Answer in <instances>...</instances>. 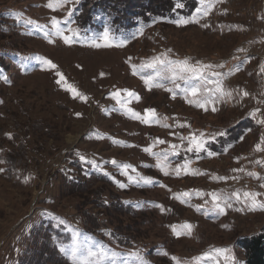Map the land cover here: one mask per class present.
<instances>
[{"label": "rangeland", "instance_id": "374dc122", "mask_svg": "<svg viewBox=\"0 0 264 264\" xmlns=\"http://www.w3.org/2000/svg\"><path fill=\"white\" fill-rule=\"evenodd\" d=\"M97 1L71 0L54 4L53 10L48 0H0V264H71L61 249L74 245L103 251L96 258L99 264L113 258L117 264H176L173 256L179 264H246L239 240L264 229V209L250 210L243 200L233 199V206L219 214L211 210L207 193L227 197L252 191L264 203V151L255 149L264 136V125L256 122L264 118V0H218L208 15L187 25L172 21L192 18L199 0L193 6L179 1L184 5L180 9L178 0H157L172 8L131 15L114 8L112 0H100L106 7ZM69 10L68 27L80 32L71 45L56 36L50 43L43 31L28 24L31 20L47 31L53 16L63 20ZM106 27L113 46L92 47L91 38ZM163 53L176 60L188 57L193 64H222L206 75L222 83L231 97L215 102L216 111L211 106L205 111L189 104L179 89L175 99L164 88L149 89L140 73L133 74L132 65ZM36 56L58 65L87 100L73 98ZM211 71L223 75L211 77ZM125 89L139 97L121 91L127 108L141 115L155 109L160 123L145 124L120 110L110 93ZM255 108L261 112L253 118L249 113ZM237 128L241 132L231 138ZM201 132L206 150L187 151L188 140L181 138L190 133L199 138ZM219 132L225 134L210 139ZM224 137L230 139L221 144ZM173 144L177 154L169 156L165 175L156 166L157 157L144 148L162 153L172 151ZM185 162L189 174L182 168L177 176L176 166ZM124 164L131 166L130 176L153 183H134L123 174ZM192 170L201 174L192 175ZM224 176L229 179H218ZM195 190L205 195L197 196ZM185 191L193 194L175 198ZM186 223L192 226L190 235ZM50 224L63 226L71 242H53Z\"/></svg>", "mask_w": 264, "mask_h": 264}, {"label": "snow or ice", "instance_id": "6c2138e0", "mask_svg": "<svg viewBox=\"0 0 264 264\" xmlns=\"http://www.w3.org/2000/svg\"><path fill=\"white\" fill-rule=\"evenodd\" d=\"M71 0H48L47 7L50 9L55 10L54 4L63 6L64 4L70 3ZM78 2V0H77ZM218 2V0H199L200 7H197L195 9V14L192 18H179L174 21L173 23L177 25H187L189 23H198L199 21L195 18L199 15H208L210 9L213 7L214 3ZM177 8H182L184 5L182 3L177 2L176 4ZM71 17V10H69V14L67 17H65L63 20L57 18L56 16H53L51 18V28L47 31L44 30V28L39 25L38 23H34L31 20H28V24H31L34 28H37L41 31H43L44 37L46 39H49L50 43H55V40L50 39L51 36L59 37L64 44L71 45L73 43L78 42L80 39V32L79 29L68 27L72 23L70 20ZM208 25H205L207 27ZM46 27V26H45ZM142 31V29H141ZM67 32V34H66ZM113 37L111 35L110 29L105 28L102 33L99 34L98 37H93L90 40V45L92 47L100 48V47H112L113 46ZM123 43H126L124 41ZM121 46V45H117ZM171 51V50H168ZM241 51H243L241 49ZM27 59V57H25ZM35 59L40 62L42 69H48V70H54L55 75L58 77L56 80V83L58 85H62V87L65 88L66 91L70 92L73 95V98H78L82 101L87 100V96L80 92L75 86H73L71 83H69L64 76L62 72L58 70V65H56L52 60L36 56ZM222 68L223 65H203L201 62L197 61L194 64L190 62V58L185 57L181 60L171 59L168 57L167 53H163L161 55L152 57L150 61L141 63L140 65H132L133 74L140 73L141 79L144 81L145 85L151 89L153 87L157 88H164L166 91L172 93V98L175 99L176 97V91L175 89H179L184 96V99L189 103L193 104L198 108L204 109L205 111L208 110L209 106H211L212 111H216V108L213 106L215 102H218L220 98L224 96L231 97V92H226L224 90V87L222 83L216 80L210 79L209 75H206L207 70H212L214 68ZM148 69L151 70L150 73L144 74L142 70ZM236 71H239L237 68ZM261 71L264 72V67L261 68ZM103 75V73H101ZM211 77H219L223 75V73L211 71L210 73ZM6 79V77H5ZM165 81L172 83V88H166L165 87ZM183 82V85L180 83ZM209 85H214V87H211ZM121 91L127 92L128 96L136 97L139 99L138 95L135 92L129 91V90H117L115 92L110 93V95L113 97V99L116 100L117 105L119 106L120 110H126L127 113L131 114V117L134 119H137L141 121L142 123L149 124V123H160V120L157 118L156 110L152 108H147L144 110V114L141 115V113L136 112L132 110L131 108H127L126 102L122 100L121 97ZM244 96H248V92H243ZM260 108L253 109L249 115L253 118L256 117L257 113H260ZM77 116H80V113L76 114ZM164 119H167L166 117ZM256 122L258 124L264 125V118L257 119ZM163 127H169L167 124H163ZM183 127L184 125H180ZM225 133L219 132L217 134L211 135L210 139H215V135H224ZM11 138V133L6 134ZM204 133L199 134V138L196 134H189V137L184 138L182 137V141L184 139L188 140V148L187 151L190 152H196L199 153L201 151H205V145L207 143V140L204 139ZM102 138V137H98ZM156 142L163 144L165 141L163 140H157ZM117 143H120L117 141ZM264 144V136L261 137V142L257 143L255 145V149L257 151H264L262 149L261 145ZM170 148L172 151L164 150L162 153H154L152 152V147H146L144 148L145 152L151 153L152 155L157 157V164L156 166L161 169V171L164 172L165 175L169 174L168 171V165L167 161L170 155H176L177 152L175 151L178 148V145H170ZM209 156H214L216 153L214 152H208ZM79 159L84 162L86 161V157L80 155ZM88 163H93L95 166V162L93 161H87ZM112 164H116L117 162L115 159L111 161ZM264 163V162H261ZM124 169V175H127L130 180H132L134 183H146L150 184L153 183L151 178L146 177H133L128 174V169L131 167L128 164L122 165ZM183 168V171L185 174H189V167L188 163L185 162L183 165H177L175 173L177 176L181 174V169ZM239 171H243V169H238ZM4 169L0 168V172H3ZM237 171V170H234ZM192 175H199V173L196 170H192ZM249 175H255L257 178H259V174L256 173H248ZM236 177H233L235 179ZM28 177L25 178V181L27 182ZM218 179L221 180H227L229 177H218ZM120 187H126L124 184H120ZM164 186V185H162ZM166 187V186H164ZM261 187H264V185H261ZM193 193L189 191H185L180 194H175L176 199H183L185 197H190ZM195 195L203 197L205 193L201 190H195ZM208 196L211 197V203H212V211H216L219 214H224L227 208H231L233 205L231 201L235 199L236 201H241L245 204H247L250 207V210H256V207H260L261 209H264V203H259L257 201V197L261 195L260 193L252 192V191H244L243 194L239 192H232L227 197L223 196V194H217L216 192L207 193ZM223 201V203H221ZM208 201H205V204H207ZM161 207V210L163 211V207ZM202 206H197V210H200ZM243 210V209H240ZM184 228L188 229V234H191V225L185 224L183 225ZM175 231V228H174ZM179 234V233H178ZM65 253V255L71 260V264H99V262L96 260L97 257L104 255L103 251L97 252L94 251L91 247L81 250L79 246L74 245L70 249H61ZM217 253L220 252H227V249H216ZM167 255V253H164ZM130 255L133 256H139L138 252H133ZM204 256H207L208 253H204ZM113 256H115V253H113ZM173 261H176V264H179V260L177 257L173 256L171 257ZM193 261H200L201 257H193ZM227 260L228 257H225ZM110 264H117L116 260L113 258L110 262ZM124 264H128L127 261L124 262Z\"/></svg>", "mask_w": 264, "mask_h": 264}, {"label": "trees", "instance_id": "16d2710c", "mask_svg": "<svg viewBox=\"0 0 264 264\" xmlns=\"http://www.w3.org/2000/svg\"><path fill=\"white\" fill-rule=\"evenodd\" d=\"M171 1H172V4L173 2H175V0H171ZM179 1H183L185 6L195 5L194 0H179ZM98 2H101V3H98ZM104 2L105 1H100V0L97 1L99 5L106 7V4H104ZM157 3H158L157 0H112V4H113L112 6L114 8H117L119 11L125 12L126 15L127 14L131 15L133 13H136L137 11H140V12L143 11V13H146L147 11H151V12H158L161 10L169 11L172 8V4L165 6L163 5V3L161 4H157ZM178 11L180 12V10ZM239 128H237L235 132H232L230 136L231 138L233 137V134L235 133L238 134V131L239 133L241 132ZM226 139H230V138H225V137L222 138L221 144H223L224 141H226ZM214 147H217V146H214ZM214 147L212 146V148ZM50 229L52 231V234H54L53 242L57 241L56 244L61 245V244H67L68 242H71L72 238L70 236V233L65 231V228L63 226H58L57 224H50ZM239 244L243 248H245L246 257H247L246 264H264V229L261 232L254 234L252 236H245L241 238L239 240Z\"/></svg>", "mask_w": 264, "mask_h": 264}, {"label": "built area", "instance_id": "2783aa9c", "mask_svg": "<svg viewBox=\"0 0 264 264\" xmlns=\"http://www.w3.org/2000/svg\"><path fill=\"white\" fill-rule=\"evenodd\" d=\"M200 16H201V17H205V15H202V14H201Z\"/></svg>", "mask_w": 264, "mask_h": 264}]
</instances>
